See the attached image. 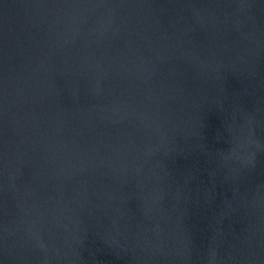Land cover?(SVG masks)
<instances>
[{"label": "water", "instance_id": "water-1", "mask_svg": "<svg viewBox=\"0 0 264 264\" xmlns=\"http://www.w3.org/2000/svg\"><path fill=\"white\" fill-rule=\"evenodd\" d=\"M0 264H264V0H0Z\"/></svg>", "mask_w": 264, "mask_h": 264}]
</instances>
